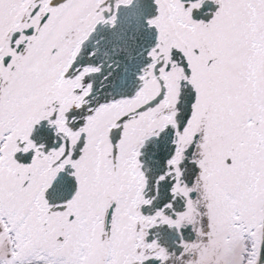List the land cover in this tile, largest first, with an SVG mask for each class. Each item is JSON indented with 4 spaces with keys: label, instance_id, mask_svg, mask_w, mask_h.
<instances>
[{
    "label": "snow or ice",
    "instance_id": "1",
    "mask_svg": "<svg viewBox=\"0 0 264 264\" xmlns=\"http://www.w3.org/2000/svg\"><path fill=\"white\" fill-rule=\"evenodd\" d=\"M0 264H264V0H0Z\"/></svg>",
    "mask_w": 264,
    "mask_h": 264
}]
</instances>
